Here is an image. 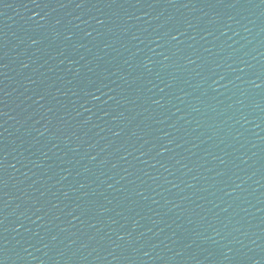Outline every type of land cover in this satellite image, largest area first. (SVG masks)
I'll list each match as a JSON object with an SVG mask.
<instances>
[{
    "label": "water",
    "instance_id": "water-1",
    "mask_svg": "<svg viewBox=\"0 0 264 264\" xmlns=\"http://www.w3.org/2000/svg\"><path fill=\"white\" fill-rule=\"evenodd\" d=\"M202 264H264V0H154Z\"/></svg>",
    "mask_w": 264,
    "mask_h": 264
}]
</instances>
